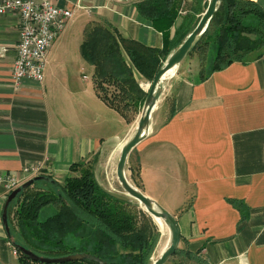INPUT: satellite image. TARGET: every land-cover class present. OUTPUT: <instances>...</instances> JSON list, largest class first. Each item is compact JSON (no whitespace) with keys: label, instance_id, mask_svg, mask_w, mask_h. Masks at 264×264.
<instances>
[{"label":"crops","instance_id":"0c3cea01","mask_svg":"<svg viewBox=\"0 0 264 264\" xmlns=\"http://www.w3.org/2000/svg\"><path fill=\"white\" fill-rule=\"evenodd\" d=\"M181 1L185 11L178 10L171 31L208 0ZM254 1L264 10V0ZM52 2L73 15L47 52L40 82L14 86L21 22L16 14L0 15V264H22L2 221L10 176L20 185L38 175L63 184L74 163L89 161L104 188L102 169L118 160L129 138V124L98 96L94 67L81 55L86 29L99 24L147 47L163 44L134 1ZM85 69L91 82L78 76ZM133 166L140 190L175 216L180 248L200 264H264V47L208 73L179 65L146 137L128 156L126 170Z\"/></svg>","mask_w":264,"mask_h":264},{"label":"trees","instance_id":"16d2710c","mask_svg":"<svg viewBox=\"0 0 264 264\" xmlns=\"http://www.w3.org/2000/svg\"><path fill=\"white\" fill-rule=\"evenodd\" d=\"M180 2L134 1L138 12L162 32L161 48L127 40L102 25H94L89 31V28L86 29L80 51L85 61L97 67L93 81L98 96L124 118L123 106L118 103L125 102L127 98L130 101L134 99L135 105L143 104L147 94L142 92L131 68L138 71L141 79L152 80L169 53L194 28L186 30L191 21L192 14L189 13L182 24L171 31L178 10H184L180 8ZM206 5L207 1L192 13L203 12ZM200 43L211 45L213 59L208 72L223 68L233 61H242L252 51H261L264 47L263 8L254 0H222L192 50ZM102 52H105L102 59L111 60L113 64L110 70H104V64L100 62L98 54ZM105 76L110 81H117V94L103 92L101 85L106 80ZM134 89L142 95L133 97L130 90ZM70 171L63 184L48 176L33 181L9 203L7 237L18 251L22 264H151L154 244L137 228L135 217L127 210L131 205L130 200L116 198L100 186L89 161L74 163ZM45 206L48 209H45L46 215H42L41 209ZM21 249L43 258L87 253L100 262L91 259L40 262L31 259ZM177 252H182L181 248ZM185 254L190 255L187 252ZM191 259L197 261L195 256Z\"/></svg>","mask_w":264,"mask_h":264},{"label":"water","instance_id":"95a60500","mask_svg":"<svg viewBox=\"0 0 264 264\" xmlns=\"http://www.w3.org/2000/svg\"><path fill=\"white\" fill-rule=\"evenodd\" d=\"M130 1H137V0H130ZM221 2L222 0L207 1L206 8L202 12L195 27L187 34V36L183 39V41L169 53L163 64L159 67V69L155 73L151 82L148 83L147 94L142 104L140 115L136 121L135 131L121 146L119 157L116 163V169H115L116 178L124 194H119L107 190L111 195L122 200L128 201L130 200L129 197L136 199L139 203H141V205L144 206V209L153 218L161 219L165 224V226L167 227L169 232L168 242L164 247V249L159 254V256L156 259H154L151 262V264H165L169 260V258L175 253V251L178 249L180 244V236H181L180 229L178 222L172 213H170L167 209H165L153 198L143 193L140 189L135 187L129 181L126 174L127 159L131 150L138 143H140L148 133L151 113L157 101L159 100L163 90V86L166 80L168 79L167 75L180 65V63L193 49L195 44L200 40L212 16L220 6ZM43 177H44L43 175H38L26 180L23 184L13 189L11 193L7 196L2 212V221L7 234H8L7 207L10 201L16 196V194L22 188L28 186L33 181L37 179H41ZM21 251L26 255H28L34 261H40V262L61 263L71 260H82V259H91L96 262H100L98 258L87 253L71 254L58 258H43L27 250L21 249Z\"/></svg>","mask_w":264,"mask_h":264},{"label":"rangeland","instance_id":"374dc122","mask_svg":"<svg viewBox=\"0 0 264 264\" xmlns=\"http://www.w3.org/2000/svg\"><path fill=\"white\" fill-rule=\"evenodd\" d=\"M182 1H181V6L180 8H182ZM187 6H185L186 8ZM205 9V8H204ZM185 11V10H184ZM183 14V13H182ZM192 14L190 16L191 21L188 22L187 24V28L186 30H189L193 27H195V25L197 24L201 14H195V13H190ZM99 25V24H98ZM92 26H89L88 30L89 31ZM102 53L98 54V57L100 59V62H103L104 64V70H110L113 67V64L111 62V60H104L102 59ZM212 50H211V45L209 44H204V43H200L199 46H197L194 50H191L189 52V54L185 57V59L180 63V66L182 65H192L194 68L198 69L199 71L202 72H208L210 69V65L212 63ZM126 60L128 61V59L126 58ZM129 62V61H128ZM93 65V64H91ZM94 70H96V66L93 65ZM101 66L99 67L98 70H100ZM97 74V72H95ZM107 73V72H106ZM84 75H87L88 77V81H92L91 78V73L88 69H85L82 72L78 73L79 77H82ZM106 78V76H105ZM109 77L106 78L105 82L102 83V89L103 92L107 91L108 94H117L118 93V85H117V81L112 80L110 81L108 79ZM108 79V80H107ZM151 82V80L144 78L141 79V89L142 92H147L148 90V83ZM131 91V95L133 97H137L142 95L141 92H139L138 90L134 89V90H130ZM124 96V95H123ZM126 98V96H124ZM135 101L133 100H128L126 98V101H121L118 104H121L123 106L122 111L125 113L126 116V121L129 124L128 128L130 129V134H128L127 137H130L133 132L135 131V127H136V121L140 115L141 109H142V102L138 105L134 104ZM117 158V157H116ZM117 159H115L116 162ZM115 162L114 164H112L111 166L108 164H106L104 166V169H102L103 173V178L105 179V186L104 188H106L107 190H110L112 192H116L119 194H124L122 188L120 187L117 178H116V173H115ZM129 162V161H128ZM130 163H132V159L130 158ZM133 164L135 165V161L133 162ZM134 167V170H132V172H130L128 169L126 170V174L127 177L129 179V181L138 189H140V180H139V176L137 175V171H136V167ZM106 172V173H105ZM135 173V174H134ZM134 176V177H133ZM130 198V202L131 205L129 207H127V210L133 214V216L135 217L136 220V224H137V228L143 232V234L146 236V238L152 242V244H154V248L152 251V254L150 256V262H152L154 259H156L159 254L161 253L162 249H164L163 247L166 246L167 242H168V238H169V232L167 227L165 226L164 223H160L158 222L155 218H153L145 209L144 206L141 205V203H139L136 199L134 198ZM46 207H43L41 209V214L42 215H46L45 211ZM48 209V207H47ZM50 211H53L52 209H49ZM183 244L180 243V246L178 247V249L182 246ZM183 247V246H182ZM182 252H177L174 253L169 260L165 263V264H200L199 261L200 260H195V259H191L193 256L187 255L184 252V249H181Z\"/></svg>","mask_w":264,"mask_h":264},{"label":"built area","instance_id":"2783aa9c","mask_svg":"<svg viewBox=\"0 0 264 264\" xmlns=\"http://www.w3.org/2000/svg\"><path fill=\"white\" fill-rule=\"evenodd\" d=\"M8 13L16 14L21 22L12 66V82L16 87L24 79L40 82L44 76L47 52L71 19L72 9L57 6L52 0H0V15ZM5 50L4 47L1 51ZM19 185L16 177L8 178L9 190ZM8 243L12 246L10 241ZM13 249L18 254L16 248Z\"/></svg>","mask_w":264,"mask_h":264},{"label":"bare ground","instance_id":"6f19581e","mask_svg":"<svg viewBox=\"0 0 264 264\" xmlns=\"http://www.w3.org/2000/svg\"><path fill=\"white\" fill-rule=\"evenodd\" d=\"M176 69L172 70L167 76L168 78L175 72ZM123 143V142H122ZM158 222L163 223V221L159 218H155ZM164 248V247H163ZM163 250V249H162Z\"/></svg>","mask_w":264,"mask_h":264}]
</instances>
